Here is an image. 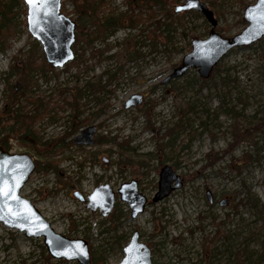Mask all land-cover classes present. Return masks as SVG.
Returning a JSON list of instances; mask_svg holds the SVG:
<instances>
[{
	"label": "rangeland",
	"instance_id": "rangeland-1",
	"mask_svg": "<svg viewBox=\"0 0 264 264\" xmlns=\"http://www.w3.org/2000/svg\"><path fill=\"white\" fill-rule=\"evenodd\" d=\"M138 1L140 5L130 12L126 0H101L97 14L120 17L125 27L91 45L83 44L79 59H87L90 71L77 72L73 66L57 72L58 76L50 72L48 80L39 77V87H33L36 97L54 99L58 89L73 94L70 90L77 75L83 86L105 84L110 93L86 88L77 109L61 102L34 129L43 141L56 143L69 135L71 119L89 118L67 138L95 125L96 138L109 135L124 149L107 142L59 149L53 160L57 172L36 170L21 194L57 232L88 240L91 264H95L93 257L96 264L119 263L135 231L151 248L153 264H264V36L250 46L230 50L209 78L192 68L163 83L191 50L188 44L195 38H207L212 25L196 9L176 13L184 0H162L166 3L163 9L174 15L170 19L151 0ZM201 1L214 12L216 30L233 37L248 25L244 11L257 0ZM85 3L62 0L61 11L76 22V35L89 30ZM7 6L12 33L0 50V138L12 135L14 120L7 105L15 89L18 92L20 84L29 88L32 81L21 71L31 55L39 57L43 52L40 41L29 33L25 1L0 0V13ZM150 6L157 15L151 21ZM133 16H142L143 23L129 27ZM157 20L163 21L160 28L155 25ZM119 69L117 79L108 82L109 75ZM135 93L144 95L143 103L126 109V100ZM96 97L104 100L103 111L95 104ZM21 135L24 141L9 139V150L43 162L38 153L43 146L34 143L32 135ZM166 164L183 178L184 185L153 202ZM133 179L149 200L136 218L117 193L124 182ZM101 184H110L117 194L108 216L99 209L92 211L88 200L82 202L73 194L78 190L87 198ZM207 190L212 192V202ZM227 197L230 204L221 205ZM43 246V239L28 238L0 222V264H80L53 259Z\"/></svg>",
	"mask_w": 264,
	"mask_h": 264
},
{
	"label": "water",
	"instance_id": "water-1",
	"mask_svg": "<svg viewBox=\"0 0 264 264\" xmlns=\"http://www.w3.org/2000/svg\"><path fill=\"white\" fill-rule=\"evenodd\" d=\"M27 25L31 36L42 44L43 52L48 64L56 69L64 68L75 59L74 44L76 42V22L61 11L62 0H45L43 11L39 7L30 11L27 0ZM196 9L200 11L212 28L207 38H195L191 42V50L183 57L181 65L163 80L168 83L179 78L190 69H198L202 78H209L214 68L232 49L250 46L264 36V0H257L248 5L244 11V18L248 25L233 37H225L216 30L218 20L214 12L201 0H184L182 5L175 8L176 13ZM31 16V22L29 17ZM144 95L135 93L125 102V108L141 105ZM98 129L95 125L83 128L73 141L77 146H92L96 142ZM106 160V159H105ZM36 160L28 153H14L0 147V182L7 187L15 184L14 196L18 200H0V222L10 229L24 232L26 237L42 238L43 243L53 259L77 260L80 264H91V251L88 240L84 238H69L57 232L51 223L43 216L36 205L22 196L21 191L36 171ZM15 178V179H14ZM184 185L183 178L168 164L161 168L158 190L152 198L158 202L169 196L172 191ZM117 193L122 201H126L131 208V216L136 218L143 213L149 203L148 197L139 189L138 181L124 182ZM209 201L213 195L207 190ZM74 196L84 201L83 194L76 190ZM116 192L110 184H101L89 195L88 206L92 211L99 209L104 216L113 210ZM230 197L220 201L221 205H229ZM11 209L17 215L9 214ZM125 257L115 264H122L126 259L130 264H153L151 248L140 241V234L135 231L130 242L124 248Z\"/></svg>",
	"mask_w": 264,
	"mask_h": 264
},
{
	"label": "trees",
	"instance_id": "trees-1",
	"mask_svg": "<svg viewBox=\"0 0 264 264\" xmlns=\"http://www.w3.org/2000/svg\"><path fill=\"white\" fill-rule=\"evenodd\" d=\"M151 3H156L158 6L161 7L163 13V16L165 19L174 18V15L171 10L163 9L166 6V3H163L162 0H151ZM99 4H101V0H86V3L84 4L86 12V17H88L89 22V30L87 32L81 31L80 34L76 35V42L74 44V52L76 54V57L73 61L69 62L66 67L63 69L57 70L56 68L49 65L46 61L45 55L43 52H41L38 56H35L36 53H32L27 60V66L25 70H22L21 72H26V77L31 78V83L29 82V88L25 87V84H20L18 86V92H16V89L14 91V99L10 101V104H8V112L13 115L12 119L14 120V124L10 127L11 134H7L4 137L0 138V147L9 150L10 144L9 139L16 137L17 139L23 140L24 137L21 135L23 132L25 135H32L34 137V143L40 144L43 146V150L39 148V155L43 157L45 160L43 162L37 161V171L38 172H44L49 173L51 171L57 172V164L55 165L53 160H55V157L58 155L57 152L59 149H68L70 145H73V138L68 139L67 137H72L77 128L80 127L82 123L87 121L89 118H85L83 120H70L69 125V135L61 137L58 142L54 143L52 141H43L42 137L39 136L37 131L34 129V125L37 121L41 120L43 117L50 115V112L53 108L59 107L61 105L60 103H64L65 105H70L74 109H77L76 105H79V101L84 97L86 88L91 92L97 91L100 94H106L110 93L106 90V85H101L99 83L91 84L89 83L86 86H83L80 84L79 81V75L75 76L77 83L74 88L70 90L73 94H70L68 91L60 90L58 89L56 94V98L50 99L49 97L38 95L35 96V91L33 90V87L38 88V78L46 79L48 80V73L50 72H56L54 73L55 76L57 75V72H64L70 70L73 66L77 68V72H86L90 71L92 68L91 66L87 65V59L82 57V59H79V52L80 49H83V44L91 45L94 40L103 38L107 34H114L120 27H125V25L121 22L120 17H115L113 15L109 16H99L97 14V8L99 7ZM126 5L128 6V9L130 12L134 10V6L140 5L138 0H126ZM150 9L148 13V19L151 21L152 18H154L156 13L151 11V6L148 7ZM9 14L8 6L6 9L0 13V50H2L7 45V37L8 35H11V27L7 23V16ZM97 14V15H96ZM82 17V15H81ZM179 19V18H178ZM144 19L142 16L138 17H131L130 19V26L134 27L138 26V24L143 21ZM143 23V22H141ZM163 24L162 20H157L155 22V25L160 28ZM93 28V29H92ZM36 46V45H34ZM188 47L191 48V44H188ZM38 48V47H37ZM138 56L139 54L136 53ZM36 58H40L41 61H37ZM112 56H107L106 59H111ZM218 69V66L215 67ZM12 72H14V69L11 68ZM105 72H112V70H107ZM120 69L117 71L116 74L109 75V81L111 82L115 78L117 79V75L119 74ZM12 73H10L11 75ZM9 75V74H8ZM25 77V75L23 76ZM87 91V90H86ZM89 97L90 95L87 94ZM96 96V94H95ZM91 100V99H89ZM94 102L96 105L101 107V111H103L104 100L100 97L94 98ZM88 104L85 103V105ZM53 106V107H52ZM80 110L78 109V112ZM100 111V113H102ZM84 112L81 111V113ZM80 113V114H81ZM78 114V116L80 115ZM77 121H80L81 123H76ZM2 124V120L0 119V125ZM237 137H239V134H236ZM68 139V140H67ZM24 141V140H23ZM113 143L116 145H120V142H118L114 137L108 136H100L96 138L95 144H102V143ZM35 146V145H34ZM122 149L124 147L120 145ZM83 147V146H80ZM122 152V151H121ZM209 160H211L210 157H208ZM131 163V161L129 160ZM213 162L210 161V164ZM80 167L83 166L82 163L79 165ZM44 248V246H43ZM93 261L97 262L96 257H93Z\"/></svg>",
	"mask_w": 264,
	"mask_h": 264
},
{
	"label": "snow or ice",
	"instance_id": "snow-or-ice-1",
	"mask_svg": "<svg viewBox=\"0 0 264 264\" xmlns=\"http://www.w3.org/2000/svg\"><path fill=\"white\" fill-rule=\"evenodd\" d=\"M28 4L30 5V11L35 10L36 7H39L41 11H43V8L46 7L45 0H27ZM31 22V16L29 17ZM15 179V178H14ZM16 185H8L7 187L3 184V182H0V200H8V199H15L18 200L19 197L14 196V189ZM0 211H3V209H0ZM9 214L17 215V213L13 212L11 209H8ZM122 264H130V262L126 259L122 262Z\"/></svg>",
	"mask_w": 264,
	"mask_h": 264
},
{
	"label": "flooded vegetation",
	"instance_id": "flooded-vegetation-1",
	"mask_svg": "<svg viewBox=\"0 0 264 264\" xmlns=\"http://www.w3.org/2000/svg\"><path fill=\"white\" fill-rule=\"evenodd\" d=\"M131 181V180H130ZM139 185V184H138ZM139 189H140V187H139ZM141 191V190H140ZM75 192V191H74ZM82 193V192H81ZM74 194V193H73ZM83 194V193H82ZM83 196H84V194H83ZM120 196V195H119ZM117 197V196H116ZM77 198V197H76ZM84 198H85V200L84 201H86V200H88V197L86 198L85 196H84ZM81 201V200H80ZM84 201H82V202H84ZM113 209H114V207H113ZM113 211V210H112ZM111 211V212H112ZM130 211H131V209H130ZM140 241H141V237H140ZM130 242V241H129ZM91 261H92V256H91ZM92 263V262H91Z\"/></svg>",
	"mask_w": 264,
	"mask_h": 264
},
{
	"label": "bare ground",
	"instance_id": "bare-ground-1",
	"mask_svg": "<svg viewBox=\"0 0 264 264\" xmlns=\"http://www.w3.org/2000/svg\"><path fill=\"white\" fill-rule=\"evenodd\" d=\"M173 192V191H172ZM89 197V196H88ZM207 197H208V195H207ZM209 199V198H208ZM88 202H89V198H88ZM130 207V206H129ZM131 209V208H130Z\"/></svg>",
	"mask_w": 264,
	"mask_h": 264
}]
</instances>
